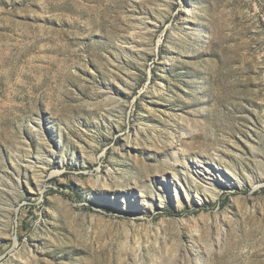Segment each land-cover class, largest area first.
I'll use <instances>...</instances> for the list:
<instances>
[{"label":"rangeland","instance_id":"rangeland-1","mask_svg":"<svg viewBox=\"0 0 264 264\" xmlns=\"http://www.w3.org/2000/svg\"><path fill=\"white\" fill-rule=\"evenodd\" d=\"M0 264H264V0H0Z\"/></svg>","mask_w":264,"mask_h":264}]
</instances>
